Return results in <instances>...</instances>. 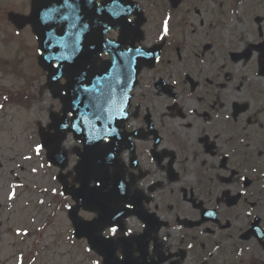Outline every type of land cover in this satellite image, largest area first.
Here are the masks:
<instances>
[{
  "label": "flooded vegetation",
  "instance_id": "flooded-vegetation-1",
  "mask_svg": "<svg viewBox=\"0 0 264 264\" xmlns=\"http://www.w3.org/2000/svg\"><path fill=\"white\" fill-rule=\"evenodd\" d=\"M108 5L114 28L106 33V51L93 56V69L118 54L133 73L140 60L146 64L127 120L105 140L109 156L97 164L113 222L103 230L111 242L102 245L122 264H264V0ZM30 12L31 0H23L20 9L0 15V31L16 44L18 59L0 65L3 110L13 105L15 77L30 81L21 64L33 57L28 45L35 50L31 27L20 29L9 17ZM82 38L93 40V33ZM126 93L120 88L107 100L120 105Z\"/></svg>",
  "mask_w": 264,
  "mask_h": 264
},
{
  "label": "rangeland",
  "instance_id": "rangeland-1",
  "mask_svg": "<svg viewBox=\"0 0 264 264\" xmlns=\"http://www.w3.org/2000/svg\"><path fill=\"white\" fill-rule=\"evenodd\" d=\"M5 40L0 33V65L18 60L16 44ZM37 72L34 66L30 73L33 108L25 113L12 107L0 113V264H93L88 252L73 251L77 241L75 246L67 241L73 234L67 212L55 210L60 202L59 172L46 161L38 127L45 126L59 106ZM15 84L26 87L18 80ZM74 144L70 139L67 150ZM25 231L28 235L22 234Z\"/></svg>",
  "mask_w": 264,
  "mask_h": 264
},
{
  "label": "water",
  "instance_id": "water-1",
  "mask_svg": "<svg viewBox=\"0 0 264 264\" xmlns=\"http://www.w3.org/2000/svg\"><path fill=\"white\" fill-rule=\"evenodd\" d=\"M57 1V0H55ZM56 5V2L54 3L53 7ZM56 7L50 9L49 8V5L47 4L46 0L44 2V5L43 6H39L38 7V12H37V15H36V19H37V26L39 27V29L42 31V33H44L43 35L45 36V34H47V39L48 38H51L53 41L57 42L58 41V37H57V29L60 27V28H63L65 26V23L66 22H63V24H61L59 27H58V24L55 23L54 26H50V27H44L42 26L43 24L41 23V21L38 19V16H41L43 14V12L45 11V9L47 10V13L49 15H47L45 17L46 19V23L47 24V21L49 19L50 16H53L54 14H52ZM66 21V20H65ZM44 24V25H45ZM38 36H40V32L38 33ZM41 39V38H40ZM43 67L48 71V75H49V86L50 87H56L57 86V79L59 78L60 76V68L59 69H56L54 67V63L53 61H51L48 57V54H47V47L46 45H44V57H43V61H41ZM57 125V118L55 117V124L54 126ZM61 139H56L55 142H58L60 141ZM47 148H48V156H49V159L50 161L56 163V154L54 152H52L51 150H49V147L47 144H44Z\"/></svg>",
  "mask_w": 264,
  "mask_h": 264
},
{
  "label": "snow or ice",
  "instance_id": "snow-or-ice-1",
  "mask_svg": "<svg viewBox=\"0 0 264 264\" xmlns=\"http://www.w3.org/2000/svg\"><path fill=\"white\" fill-rule=\"evenodd\" d=\"M88 2L91 3L92 0H88ZM63 5H64L65 7L71 8V7H72L71 0H63ZM53 11H59V9H54ZM126 11L128 12L129 17H130V16H131V11H132V10H131V9H126ZM128 23H129V25H130V30H135V28L138 27V25H131V20H130V19L128 20ZM164 32H165V33L168 32V22H167V20L165 21ZM136 51L139 53V52H140V49H137ZM109 91H110V89H109ZM4 99L7 100L8 98H7V97H4ZM96 106H98V101H95V100H94V101L90 102V107H96ZM3 107H4V105H3V104H0V109H3ZM96 115H99V114L97 113ZM94 179H96V178H94ZM99 187H100V184H99V182L97 181V183L95 184V188H99ZM121 187H123V185H121ZM14 195H15V193L13 192V193H12V196H11L10 198H13ZM41 203H43V201H41ZM67 207H68V208H71L72 206L69 204V205H67ZM126 207L131 208V207H133V204H132V203H127V204H126ZM86 227H87V225H86ZM109 231H110V233H111L112 235H115L116 232H117V228L113 226V227H111V228L109 229ZM17 234L20 235L21 233L17 232ZM22 234H23V235H28L27 231H25V232L22 233ZM96 264H99V261H97Z\"/></svg>",
  "mask_w": 264,
  "mask_h": 264
}]
</instances>
